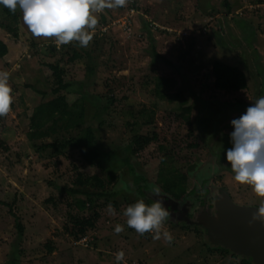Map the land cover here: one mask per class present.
<instances>
[{"label":"rangeland","instance_id":"1","mask_svg":"<svg viewBox=\"0 0 264 264\" xmlns=\"http://www.w3.org/2000/svg\"><path fill=\"white\" fill-rule=\"evenodd\" d=\"M225 1L125 0L95 14L86 47L76 41L57 47L54 38L34 37L18 8L19 20L7 18L0 6V39L10 49L0 71L9 73L13 96L10 111L0 117V201L7 203L0 204V264H117L118 251L125 254L123 264H243L245 258L233 253L209 252L216 248L201 223L203 212L217 215L224 193L244 207L256 208L260 199L234 180L225 152L230 121L264 96V0H227L230 9ZM154 51L172 65L154 62ZM216 61L243 71L248 89L216 90ZM58 62L71 85L65 93L71 114L46 126L40 116L55 99L48 65ZM161 77L177 81L166 98L156 88ZM88 126L120 178L106 186L107 193H117L118 206L111 204L110 213L109 202L98 200L96 228L75 239L65 226L69 214L78 213L76 200L64 190L77 188L79 176L106 181L107 175L83 164L78 149L61 155L43 147L78 137ZM42 127L49 136L31 140V129ZM136 136L157 139L133 154ZM136 177L147 187L145 197L136 191ZM139 199L163 201L169 215L162 231L170 233V245L127 226L123 212ZM181 217L189 223H176ZM18 224L25 228L22 237Z\"/></svg>","mask_w":264,"mask_h":264},{"label":"clouds","instance_id":"2","mask_svg":"<svg viewBox=\"0 0 264 264\" xmlns=\"http://www.w3.org/2000/svg\"><path fill=\"white\" fill-rule=\"evenodd\" d=\"M125 0H0L12 12L17 8L22 13V20L34 37L54 38L59 47L72 41L86 47L92 39L90 30L97 25L96 13L105 8H117ZM13 103L12 89L9 86V73L0 71V117L5 116ZM233 131L229 133L231 147L225 152V159L234 174V180L241 185H248L259 197L249 226L259 222L264 224V96L239 116L230 121ZM153 195L159 196L160 188L153 186ZM113 212L111 203L107 206ZM129 228L141 236L152 234L154 240L163 239L171 244L168 231H162L169 213L163 201L155 200L150 205L143 199L127 206L123 212ZM122 226L117 224L114 232L119 234ZM124 252L115 253L117 264H123Z\"/></svg>","mask_w":264,"mask_h":264},{"label":"trees","instance_id":"3","mask_svg":"<svg viewBox=\"0 0 264 264\" xmlns=\"http://www.w3.org/2000/svg\"><path fill=\"white\" fill-rule=\"evenodd\" d=\"M225 5L230 9V5L227 0L225 1ZM1 7L3 9V13L6 15L7 18L13 17L14 19L19 20V14L17 11L12 12L4 6ZM64 48L65 46L63 45L62 49ZM51 51L54 54L56 51L55 47H53ZM9 52L10 49L8 45L0 39V60L5 58L9 54ZM153 57L154 62L157 59H162V61H165L169 65H172L168 59L162 57L156 51L153 52ZM48 66L53 72L55 86L52 90V94L54 95L55 99L47 103L48 109L45 111V113L40 116L41 121L46 126L53 123V121L57 117H61L62 119H68L71 114V104L69 103L68 98L65 95L66 91L70 89L71 85L65 80V70L61 67L60 62L56 64H50ZM213 75L215 77L214 86L215 89L218 91L229 94L245 91L248 89V80L246 74L237 67H232L223 62L216 61L213 64ZM156 88L162 91L163 98H166L170 96V92L177 89V81L174 78L161 77L157 79ZM41 95L42 97H44V95L46 94L41 93ZM110 103H112V101ZM104 109L107 110V107H105ZM186 110H189V112H191L190 107H188ZM99 125L101 127L103 124ZM43 127L42 129L35 131L31 129L30 139L35 140L48 137L49 133H47L46 128ZM156 139V136L152 138L136 136L133 142L134 147L133 149H131L132 153L137 154L140 151L145 150ZM43 148H53L57 154L61 155H66L67 151L71 148L78 149L81 152V159L83 161V164L91 168H97L101 172L106 173L107 175V179H105L106 181H104V178L100 177L99 175H92L87 177L79 176L76 180L77 188H68L64 190L66 191L67 195H70L71 197L75 198V209L78 212L76 214H69V224L65 226V233L75 239L82 238L89 231L96 228L97 219L99 218V213L97 211L98 200L105 199L106 202H109L114 206H118V202L114 201L117 196V193H107L106 186H114L115 183L120 180V178L116 175L115 171H111L108 168L109 166L106 165L105 158L107 151H105L100 145L96 129L92 126L86 127L83 130L82 134H80L78 137L58 139L55 142L44 146ZM131 172H133L132 169ZM142 182L143 179L141 177L135 178L136 186H138L136 189L137 193L145 197V191L147 187L145 185L142 186ZM193 194H195V191H193ZM79 197H85V199H80ZM143 201L145 202V204L148 205L153 203V201L151 200L143 199ZM133 203L135 202L128 203V206ZM0 204L5 205L7 203L0 201ZM69 207L72 208L73 205L69 204ZM86 211L92 212L93 215H82ZM17 229L19 230V233L22 237L25 228L23 227V225L18 224ZM143 237H148V234L145 233ZM47 250L50 254L54 252V249L50 246V244L48 245ZM209 252H215L216 254H219L222 257L231 255V251L223 247L222 245L217 246L216 249L210 248ZM243 264L255 263H253L251 259L245 258V260H243Z\"/></svg>","mask_w":264,"mask_h":264},{"label":"water","instance_id":"4","mask_svg":"<svg viewBox=\"0 0 264 264\" xmlns=\"http://www.w3.org/2000/svg\"><path fill=\"white\" fill-rule=\"evenodd\" d=\"M255 209L235 204L224 193L217 206V215L211 219L205 213L201 223L207 228L213 244L222 245L255 264H264V224L257 222L249 226Z\"/></svg>","mask_w":264,"mask_h":264},{"label":"flooded vegetation","instance_id":"5","mask_svg":"<svg viewBox=\"0 0 264 264\" xmlns=\"http://www.w3.org/2000/svg\"><path fill=\"white\" fill-rule=\"evenodd\" d=\"M207 192L206 191H203V193L202 194H206ZM186 197V196H185ZM175 199H178L177 197H175ZM178 200H180V199H178ZM207 214V213H206ZM205 216V213L203 212V214H202V218ZM186 219H184V218H180V220L179 219H177L175 222L176 223H179V224H187V223H189V221H187ZM175 224V223H174ZM208 238H209V236H208ZM210 240V239H209ZM210 243H211V246H213V247H217V246H219L218 244H213L212 242H211V240H210Z\"/></svg>","mask_w":264,"mask_h":264}]
</instances>
